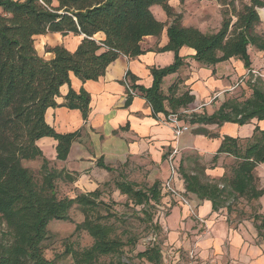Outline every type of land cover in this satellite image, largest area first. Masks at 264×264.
Masks as SVG:
<instances>
[{
	"label": "trees",
	"instance_id": "16d2710c",
	"mask_svg": "<svg viewBox=\"0 0 264 264\" xmlns=\"http://www.w3.org/2000/svg\"><path fill=\"white\" fill-rule=\"evenodd\" d=\"M171 0H0V223L7 229V240H0V264H53L46 259L43 247L52 221H68L74 205L84 211L97 207L101 197L97 190L76 199L60 198L56 181L64 172L55 170L37 146L42 138L58 142V160H67L71 146L79 133L62 135L50 127L45 114L49 108L60 107L56 99L64 85H70L71 75L83 83L104 77L107 69L119 57L137 58L144 54L141 43L146 37H159L167 27L169 43L161 52L175 54L173 65L164 69H152L153 87L132 85L138 96L146 99L153 114L165 110L166 98L161 91L163 80L175 74L184 65L179 56L184 47L195 50L193 59L202 66L213 67L232 58L241 60L247 70L252 62L249 47L264 51V40L256 35L261 23L258 10L264 8L263 0H248L237 12L235 1H224L232 7L237 21L227 18L226 11L222 28L206 34L183 25L181 14L170 6ZM182 1V0H181ZM159 6L166 13L167 23L159 22L152 8ZM61 34L63 37L84 36L74 52L64 46L49 49L55 55L47 61L38 55L35 37ZM103 34L104 38L96 37ZM128 74V79H129ZM133 80V78H131ZM132 98L133 96H129ZM193 98L184 94L176 103L186 106ZM91 96L81 90H70L62 107L81 111L88 119ZM179 115V114H175ZM182 115H180L181 117ZM182 118V117H181ZM264 120V92L253 89V96L244 103L227 102L211 117L200 118L205 124L235 123L240 126L252 120ZM193 118L190 122H194ZM219 154H229L239 161L233 181V190L240 195L247 192L254 199L260 196L255 189L254 172L264 164V131L257 128L246 143L226 137ZM41 160L39 172L23 165V161ZM107 171L110 167L99 161ZM186 188L200 199H209L217 209L225 189L214 182H201L195 175H187ZM122 195L136 205L154 208L151 202H160L161 191L155 184L149 190L136 188L126 180L116 184ZM83 227L94 239L93 245L84 251H66L73 254L74 264H103L101 258L119 254L126 243L112 236L109 227L94 222L87 216ZM139 257L158 263L161 259L157 246L140 253Z\"/></svg>",
	"mask_w": 264,
	"mask_h": 264
},
{
	"label": "crops",
	"instance_id": "0c3cea01",
	"mask_svg": "<svg viewBox=\"0 0 264 264\" xmlns=\"http://www.w3.org/2000/svg\"><path fill=\"white\" fill-rule=\"evenodd\" d=\"M170 6L182 15L185 27L209 32L206 26L197 22L204 21L201 12L197 14L193 10H202V0H171ZM152 12L159 22L167 23V15L161 7L154 6ZM83 38L74 35L63 37L61 34L37 36L35 48L41 58L50 61L55 55L49 49L64 46L74 52ZM96 38L101 40L104 36L99 34ZM168 43L166 27L161 36H149L143 40V55L133 59L119 57L99 80L83 83L71 75L70 85H64L56 99L60 107L49 108L45 120L59 134L80 135L65 161L57 158L58 142L55 139L42 138L37 146L55 170L77 177L70 185L73 191L94 193L101 183L109 182L114 172L131 175L138 189L149 190L155 184L159 185L160 202H151L155 208V227L159 228L152 234L151 248L158 247L161 259L155 263L138 255V259L124 258L121 264H264V235H260L261 229L260 226L257 229L256 221L264 217V164L257 166L254 172L255 189L261 193L254 199L251 192L240 195L232 188L239 161L229 154H219L226 137L246 143L257 128L264 131V120L254 119L243 126L199 121L213 116L220 109L219 101L235 88L247 69L241 60L235 58L213 67L202 66L193 59L195 50L184 47L179 53L184 65L177 73L167 76L161 85L168 114L154 115L145 98L140 95L129 97L123 80L129 74L131 85L152 88V69H164L175 62L174 52L160 51ZM70 90L77 93L85 90L91 96L87 120L81 111L62 107ZM184 94L193 98L191 104L170 103L171 99L177 102ZM186 111L190 112L188 115L192 114L189 120L194 118V122L183 118ZM172 114L183 115L182 124L190 128L178 139L173 126L167 122V117ZM175 151L177 173L173 186L188 199L189 205H183L165 187L171 178L169 159ZM99 161L113 170L101 168ZM187 175H195L204 183H217L220 189L226 190L217 209L211 200L200 199L187 191ZM124 179L128 180L122 177ZM140 185L147 186V189ZM232 200L237 206H229ZM191 208L195 216L208 224V233L205 225L192 214Z\"/></svg>",
	"mask_w": 264,
	"mask_h": 264
},
{
	"label": "rangeland",
	"instance_id": "374dc122",
	"mask_svg": "<svg viewBox=\"0 0 264 264\" xmlns=\"http://www.w3.org/2000/svg\"><path fill=\"white\" fill-rule=\"evenodd\" d=\"M15 1L23 2L25 0ZM202 1V10L199 8H193V10L197 14H199V11L201 12L200 15L203 16L204 21L197 22L206 26V29L209 30L206 34L216 33L222 28L226 11H229L227 18H231L233 23L237 21L236 15L233 14V8L224 5V1H228V3L235 1L237 12L242 9L244 4L248 3V0ZM218 5L219 7H217ZM194 11L193 13H195ZM258 12L261 17V23L256 27L255 33L259 39L264 40V8H260ZM248 50L252 60V67L243 76L244 82L239 85L236 83L235 88L230 93L225 94L224 99L219 101V108L227 102L244 103L248 101L252 98L255 87L264 92V51H260L255 46H250ZM190 115H185L184 117L182 115L181 117L186 119V121H190ZM23 165L31 169L35 173L36 179L41 182L42 179L39 175L42 165L41 160L23 161ZM122 177H127L128 180H124L133 183L131 175H121L120 172L117 174L114 172L110 175L109 182L100 184L98 190L101 197L97 200L99 203L97 207L86 212L81 206L74 205L69 212L68 221H52L49 224L48 237L43 243L44 255L47 260L52 261L53 264H74L73 254L66 255V251L81 252L93 245L94 239L87 230H84L83 227L79 231L76 229L77 226L83 225L87 216H90L94 222H99L109 227L114 238H118L127 244L121 253L101 258L103 264H121L124 258L132 259L135 257V259H138L137 257L140 253L151 248L152 234L159 231V228L155 227L154 223L155 208L136 205L127 196L122 195L116 186L118 181L122 182ZM76 179L75 175L65 174L64 172L63 177L56 181L57 194L60 198L73 199L75 196L89 195L88 190H76L78 191L76 192L70 188V185ZM140 187L147 189L145 185H140ZM229 199L228 197L227 203ZM240 201L241 199L238 200V203ZM230 203V207L231 205L237 206L235 200L230 201ZM256 221L258 222L257 229L259 226L261 229L260 235H264V217H260ZM7 233L6 226L0 223V240H7L8 237H4Z\"/></svg>",
	"mask_w": 264,
	"mask_h": 264
},
{
	"label": "built area",
	"instance_id": "2783aa9c",
	"mask_svg": "<svg viewBox=\"0 0 264 264\" xmlns=\"http://www.w3.org/2000/svg\"><path fill=\"white\" fill-rule=\"evenodd\" d=\"M253 74H255V73L253 72ZM244 80H245L244 77L241 78L237 85L243 83ZM123 82H124V85L127 89L128 94L130 96H133V97L138 96V92L136 90L132 89V85L128 79V74L125 76V79L123 80ZM188 113H190V112L189 111L185 112V114H187V115H188ZM167 122L173 126L174 135L177 137V139L181 138L185 133L190 131V128L188 126L182 124V118L180 117V115H175V114L169 115L167 117ZM176 154H177V151H175L169 159V164L171 167V178L166 183L165 187H166V190L172 196L177 198L183 205H189L188 199L185 196H183L182 194H180L173 186V180H174L175 175L177 173V167L174 163V160H175L174 158H175ZM191 212L195 216V214H194L195 211L193 208H191ZM195 217L201 224L205 225L206 233H208L209 232L208 224L204 220L200 219L198 216H195ZM166 264H172V263H166Z\"/></svg>",
	"mask_w": 264,
	"mask_h": 264
}]
</instances>
